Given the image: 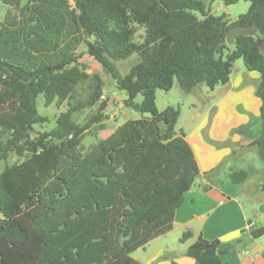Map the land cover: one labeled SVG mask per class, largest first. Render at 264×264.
Returning a JSON list of instances; mask_svg holds the SVG:
<instances>
[{
	"label": "trees",
	"instance_id": "trees-1",
	"mask_svg": "<svg viewBox=\"0 0 264 264\" xmlns=\"http://www.w3.org/2000/svg\"><path fill=\"white\" fill-rule=\"evenodd\" d=\"M7 1L0 161L11 153L17 161L0 173V264H141L132 253L173 228L184 194L201 175L192 146L176 130L180 107L156 104L157 90L169 91L175 80L185 93L201 84L214 89L230 81L238 58L259 71L262 132L249 144L264 160V0H248L236 20L212 13L206 0ZM237 25L257 32L229 43ZM140 27L143 40L135 41ZM84 53L106 66L130 106L148 116L99 136L108 117L106 82L87 70ZM134 53L139 60L121 73L115 62ZM40 95L46 106L67 103L50 130L35 127L49 121L38 109ZM87 134L96 137L89 145ZM231 176L241 181L246 172ZM252 234H264V226ZM192 236L187 230L180 240ZM220 244L199 236L186 253L195 264H231Z\"/></svg>",
	"mask_w": 264,
	"mask_h": 264
},
{
	"label": "crops",
	"instance_id": "crops-1",
	"mask_svg": "<svg viewBox=\"0 0 264 264\" xmlns=\"http://www.w3.org/2000/svg\"><path fill=\"white\" fill-rule=\"evenodd\" d=\"M11 10L7 0H0V21ZM260 80L259 71L238 67L228 83L211 89L212 103L207 111L183 123L180 110L176 130L183 131L192 146L201 175L184 194L173 228L134 252L141 264H195L186 251L199 236L220 240L224 261L264 264V234H252L264 226V160L249 144L262 132V101L256 92ZM105 96H109L107 91ZM111 99L119 105L118 96ZM111 105L108 102L107 113ZM120 123L106 125L99 136L107 137ZM238 171H245L246 176L236 182L231 175ZM187 230L193 236L181 241ZM170 233L178 234L173 241Z\"/></svg>",
	"mask_w": 264,
	"mask_h": 264
},
{
	"label": "rangeland",
	"instance_id": "rangeland-1",
	"mask_svg": "<svg viewBox=\"0 0 264 264\" xmlns=\"http://www.w3.org/2000/svg\"><path fill=\"white\" fill-rule=\"evenodd\" d=\"M206 1H207V8H210L212 13L216 15L226 14V17L230 20H236L241 13H244L249 9L251 4L250 1L248 0H239L237 2L228 4V6L226 7L225 3L222 0H206ZM144 34H145V28L140 27L138 32L136 33L135 41H142ZM83 48L84 47H81L80 51L83 50ZM80 60L83 63H85V65L87 66V70L89 72L91 73L99 72L105 79L106 82L105 88L109 94L107 98V104L108 102L112 104L109 107V110L111 111L110 113H107L108 117L105 119V124L107 125V127H111V125L117 122L118 120L120 122H124L129 118H140L143 115L148 116V113L145 114L141 113L140 111L134 109L133 107L127 105L124 102V99H126V97L124 96V92L122 90H118L115 87L116 82L112 78L109 70H108L109 74H106L104 70V66H102L99 62H97L92 56H90L87 53H84L83 56L80 58ZM138 60H139V55L137 53H134L128 58L116 61L115 63L119 71L125 74L130 70L131 66H133ZM238 67H246L243 58H238L235 61L234 70H236ZM79 89L83 96L87 94V88L85 86L80 85ZM113 92H116V94H113ZM209 93H211V89L205 84H201L191 93H185L178 85L177 80H175L173 87L169 91L163 89L157 90L156 104L159 110H164L169 105L180 107V110L182 111L181 119L184 123L187 118L191 119L199 112H205L210 108L212 103V97H210ZM112 95L118 96L119 105L118 103L117 105L114 104L116 103V101L114 99L113 100L111 99ZM142 99H143V95L139 93L135 98V101L140 102ZM66 108H67L66 102H64L60 106H57L55 104L46 106L44 104L43 95H40L38 98V109L40 113L47 115L49 117V121L44 123L43 125L37 124L35 125V127L40 130L52 129L56 125V118L58 114L61 111L66 110ZM91 112L92 110L89 109L85 110L83 113L79 115L78 119L80 121H83L84 118L87 115H89ZM111 113H114L113 117L110 116ZM95 140L96 137L94 135L87 134L84 138V143L86 145H89ZM15 161H17V155L15 153L11 154L8 161L7 160L0 161V173L2 172L4 167L8 164L7 162L13 163ZM177 235L175 233H170L168 234V237L170 240L173 241V239H176ZM134 252L132 253V255H137L135 254L136 252L135 253Z\"/></svg>",
	"mask_w": 264,
	"mask_h": 264
},
{
	"label": "water",
	"instance_id": "water-1",
	"mask_svg": "<svg viewBox=\"0 0 264 264\" xmlns=\"http://www.w3.org/2000/svg\"><path fill=\"white\" fill-rule=\"evenodd\" d=\"M228 5L226 4V7ZM257 32V28L256 27H253V26H247V25H237L235 26L233 29H231L229 32H228V35H227V41L229 43H234L235 42V38L238 34H243V35H253ZM261 50H262V53L264 54V44L261 46ZM104 70L106 72V74H109V71H108V68L105 66L104 67ZM124 102L130 106V103L127 101V99L124 100ZM31 132H35L34 129L30 130Z\"/></svg>",
	"mask_w": 264,
	"mask_h": 264
}]
</instances>
